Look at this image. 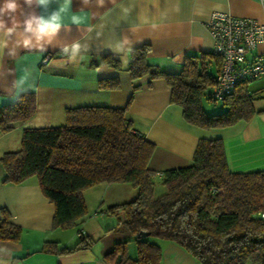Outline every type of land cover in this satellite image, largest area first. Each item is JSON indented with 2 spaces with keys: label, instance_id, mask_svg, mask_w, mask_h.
<instances>
[{
  "label": "trees",
  "instance_id": "obj_1",
  "mask_svg": "<svg viewBox=\"0 0 264 264\" xmlns=\"http://www.w3.org/2000/svg\"><path fill=\"white\" fill-rule=\"evenodd\" d=\"M148 44L129 51L125 71L132 79L162 78L170 87V101L181 107L184 120L198 128L222 129L264 113L255 109L264 100V88L252 90L256 80L239 83L222 100L210 98L220 59L212 52L187 56L179 73H165L146 61ZM121 70L120 60L102 54L92 65ZM110 80L98 87L116 88ZM220 102L223 110L208 113L202 99ZM123 108L81 106L65 110V124L25 128L20 149L0 158L4 184L18 185L35 177L43 196L53 204L52 228L77 226L87 210L82 191L96 184L128 183L137 190L134 199L98 210L116 219L117 239L102 255L104 264H160L161 243L182 248L199 264H264V170L231 172L221 139L197 141L191 164L162 171L166 191L153 196L154 177L148 167L154 144L131 129ZM35 112L33 93H21L11 104L0 106V130L26 121ZM21 228L5 209L0 216V240L17 242ZM148 232L147 237H137ZM153 238L154 240H151ZM134 242L135 256L128 253ZM96 240L78 232L72 246L45 241L41 252L70 254L89 249Z\"/></svg>",
  "mask_w": 264,
  "mask_h": 264
},
{
  "label": "crops",
  "instance_id": "obj_2",
  "mask_svg": "<svg viewBox=\"0 0 264 264\" xmlns=\"http://www.w3.org/2000/svg\"><path fill=\"white\" fill-rule=\"evenodd\" d=\"M105 4L98 8L96 0H71L67 5L65 0H50L46 11L34 8L40 15L63 8L61 15L67 27L60 29L44 53L20 49L15 56L0 57V106L13 103L21 93H33L35 98L32 117L14 122L8 131L0 130V158L20 149L23 129L64 125L66 109L127 105L124 119L132 130L154 144L148 167L157 176L164 170L190 165L201 138L222 140L229 171L264 170V113L226 128L204 130L184 120L181 107L170 101L171 90L164 79L150 80L146 75L132 79L125 71L130 49L148 44V64L165 73H179L187 56L211 52L212 39L206 26L211 12L261 22L264 10L259 0H105ZM75 44L80 46L78 52L73 51ZM118 46L124 50L116 51ZM65 47L68 51L62 54ZM108 53L120 60L121 70L92 65L93 60ZM257 54L264 55V43L252 51V55ZM46 55L50 59L42 64ZM208 69L217 74L213 62ZM99 80H110L118 86L99 88ZM251 88H264V78L254 81ZM4 175L0 164V216L5 209L22 231L17 242L0 240V260L4 264H104V251L117 239L116 219L98 208L121 204L137 195L128 183L96 184L82 191L87 214L81 223L54 229V206L43 196L36 178L12 185L2 183ZM79 231L99 244L70 254L41 252L45 241L72 246ZM161 246L160 264H196L176 244L163 242ZM128 253L135 256V245H128Z\"/></svg>",
  "mask_w": 264,
  "mask_h": 264
},
{
  "label": "built area",
  "instance_id": "obj_3",
  "mask_svg": "<svg viewBox=\"0 0 264 264\" xmlns=\"http://www.w3.org/2000/svg\"><path fill=\"white\" fill-rule=\"evenodd\" d=\"M264 10V0H259ZM212 39V54L220 59L210 98L222 100L243 81L264 78V55H252L264 43V21L236 17L226 12H211L206 23ZM50 57L46 55L42 64Z\"/></svg>",
  "mask_w": 264,
  "mask_h": 264
},
{
  "label": "clouds",
  "instance_id": "obj_4",
  "mask_svg": "<svg viewBox=\"0 0 264 264\" xmlns=\"http://www.w3.org/2000/svg\"><path fill=\"white\" fill-rule=\"evenodd\" d=\"M70 2L71 0H65V5ZM84 2L88 3V0ZM49 3L50 0H3L0 4V57L15 56L20 49L36 50L40 53L47 51L46 45L53 43L62 27H67L61 15L63 8L48 15L37 14L34 10L38 7L46 11ZM96 3L98 8L106 5L105 0H96ZM25 8L30 11L26 12ZM79 47V44L73 45V51L78 52ZM123 50L122 46L116 48L118 52ZM67 51L65 47L61 53ZM0 264L4 262L0 260Z\"/></svg>",
  "mask_w": 264,
  "mask_h": 264
},
{
  "label": "rangeland",
  "instance_id": "obj_5",
  "mask_svg": "<svg viewBox=\"0 0 264 264\" xmlns=\"http://www.w3.org/2000/svg\"><path fill=\"white\" fill-rule=\"evenodd\" d=\"M260 105H264V103H260L259 104L258 102H254V104H253L255 109H259ZM202 107H203L204 110H206L209 113L220 112V110L223 109V106H222V104L220 102L213 103L212 101L206 100L205 97L202 99ZM154 183H155L154 188H153V196L154 197H157V196L163 194L166 191L165 186H163L161 184L159 176L156 175L154 177ZM151 240H154V239L151 238ZM98 244H99L98 242L94 243L95 246H97ZM128 245H129V248L130 247L132 248V246L134 245V242L130 241L128 243ZM161 247L164 249L163 246H161ZM190 257H192V256H190ZM196 264H199V263L196 261Z\"/></svg>",
  "mask_w": 264,
  "mask_h": 264
},
{
  "label": "water",
  "instance_id": "obj_6",
  "mask_svg": "<svg viewBox=\"0 0 264 264\" xmlns=\"http://www.w3.org/2000/svg\"><path fill=\"white\" fill-rule=\"evenodd\" d=\"M148 235V232H140L139 234H137V237H147Z\"/></svg>",
  "mask_w": 264,
  "mask_h": 264
}]
</instances>
